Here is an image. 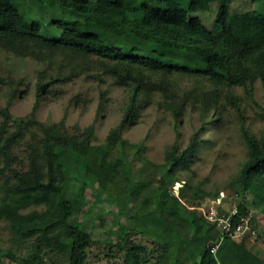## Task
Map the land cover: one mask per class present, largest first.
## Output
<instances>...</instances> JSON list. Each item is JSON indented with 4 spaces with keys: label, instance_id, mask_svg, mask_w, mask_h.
<instances>
[{
    "label": "trees",
    "instance_id": "1",
    "mask_svg": "<svg viewBox=\"0 0 264 264\" xmlns=\"http://www.w3.org/2000/svg\"><path fill=\"white\" fill-rule=\"evenodd\" d=\"M214 1L218 8V28L212 30L197 12L208 10ZM233 1L188 0V5L184 6V0H0L1 47L19 54L40 55L42 49L67 48L84 55H96L107 61L106 68L119 83H134L123 119L100 144L91 141L92 127L81 135L70 134L57 123L37 119L35 114L15 116L8 105L1 110L0 229L7 230L12 246L5 251L0 246V261L5 255L17 260V250L34 240L32 251L20 257V264H43L42 253L55 248L66 252L68 264H87L92 235L76 216L87 202L86 189L91 187L96 199L100 198L97 191L107 193L112 204L116 203L121 209L137 199L141 190L147 193L149 184L132 188L138 175L124 160L130 152L138 155L142 149L124 138L122 130L142 111L146 101L140 92L150 86V81L144 80L142 73H136L134 66L164 74L200 75L214 89L235 84L245 86L250 92L249 85L252 86L256 78L264 87V0H253L258 5L245 11L233 8ZM183 52L194 56L206 53L207 58H185ZM197 93L206 98L207 93ZM183 103V100L173 103L176 120L180 118ZM262 115L264 117V110ZM241 128L248 158L231 184H241L245 193L259 195V206L264 214V133L258 136L244 124ZM201 142L197 130L186 147L168 152L165 166L172 184L177 180L176 170L193 159ZM58 147L72 149L83 159L85 175L76 190H71L70 185L77 179L57 157ZM101 149L109 155H118L113 163L117 171L128 178L124 186L120 185L123 190L115 191L112 181L106 187L93 182ZM116 180L118 175L114 184L119 185ZM191 187L185 181L179 194L168 188L162 195L152 190L155 192L154 209L171 223L167 234L174 242L158 239L154 249L158 253L157 261L150 264H171L170 258H173L172 264H231L237 260V242L228 233L195 254L190 237L183 234L182 221L188 224V234L196 230L205 234L211 230L221 238L222 233L200 219L195 207L190 208L188 202L194 198L186 191ZM228 196L229 191L225 198ZM147 197L148 194L144 201L150 200ZM40 205L44 208H37ZM62 205L70 212L64 213ZM31 206L34 208L27 210ZM246 211L245 202H241L232 216V225L235 226ZM128 233L123 231L121 237H128ZM1 238L0 232V241ZM175 242L178 248L172 256L171 247ZM216 244L218 247L213 251ZM118 246L124 247L120 241ZM145 251L146 245L132 243L124 264H148L150 260ZM248 263L264 264V258L254 252Z\"/></svg>",
    "mask_w": 264,
    "mask_h": 264
},
{
    "label": "rangeland",
    "instance_id": "2",
    "mask_svg": "<svg viewBox=\"0 0 264 264\" xmlns=\"http://www.w3.org/2000/svg\"><path fill=\"white\" fill-rule=\"evenodd\" d=\"M183 5L187 6L188 0H184ZM257 5L253 0L232 2V7L238 11ZM217 10L214 1L208 10L197 12L212 30L218 28ZM182 55L192 59L207 58L206 53L194 56L183 52ZM105 62L99 56L84 55L67 48L42 49L40 55H36L19 54L0 46V120L1 110L8 105L15 116L30 117L35 114L37 119L57 123L70 134L81 135L92 127V143L105 142L110 130L123 119L134 91V83H119L115 75L108 71ZM134 71L142 73L144 80L150 81V86L140 92L146 101L142 111L122 130L124 138L142 146L141 155L129 151L124 160L138 175L132 188L149 184V190L147 193L141 190L137 199L133 198L121 209L116 203L112 204L107 193L97 191L100 198L96 199L93 189H86L87 202L76 216L92 235L87 264H124L127 249L132 243L147 246L144 253L149 256L148 264L157 261L158 253L154 249L158 239L174 240L167 234L171 223L154 209L155 192L152 190H158L157 193L162 195L163 190L168 188L179 194L180 186L185 181L192 186L186 192L194 198L188 205L195 207L200 219L213 224L222 233L221 236L227 231L226 220L231 222L233 214L239 210V204L245 202L247 211L240 219L245 231L234 233L238 258L233 264H249L248 258L254 252L264 258V214L259 206L260 196L245 193L241 184H231L248 158L242 124L258 136L264 133L262 81L256 78L253 85H249L251 91L248 92L245 86L235 84L214 89L200 75L178 72L164 74L143 66H134ZM197 92L207 93L206 98L203 99L198 95L201 93ZM182 100L183 109L176 120L173 103ZM197 130L202 140L198 152L190 162L176 170L174 176L177 180L172 184L165 166L167 154L173 148L179 151L186 147ZM19 153L23 151L19 150ZM56 155L75 175L77 180L72 182L70 188L76 190L85 175L82 157L74 150L62 147L56 149ZM117 156L116 153L109 155L105 149L100 150L92 177L96 186L106 187L112 181L115 191L123 190L121 186L128 178L117 171L113 163ZM117 175L119 185L114 184ZM228 191L229 196L225 198ZM146 194L149 201H144ZM33 208L31 206L27 210ZM37 208H44V205ZM61 209L64 213L70 212L66 205H62ZM180 226L183 234L190 237L195 254L208 243L221 239L211 230L205 234L198 230L188 234V224L183 221ZM0 230V246L5 251L12 244L7 230L3 227ZM123 231L129 232L124 239L121 237ZM33 241H27L17 250V260L5 255L0 264H20V257L32 251ZM119 241L123 248L118 246ZM177 248L178 243H173L172 256ZM41 257L43 264H68L66 252L59 248L47 249ZM172 260H169L171 264Z\"/></svg>",
    "mask_w": 264,
    "mask_h": 264
},
{
    "label": "built area",
    "instance_id": "3",
    "mask_svg": "<svg viewBox=\"0 0 264 264\" xmlns=\"http://www.w3.org/2000/svg\"><path fill=\"white\" fill-rule=\"evenodd\" d=\"M226 223H227V231L224 234L228 233L230 236L234 237V233L239 234L245 231L244 230L245 226H243L242 220H240L235 226L232 225V221L228 222V220H226ZM231 228H233L232 231H230ZM222 238L223 236H221V239ZM217 247L218 244H216V246L213 248V251H216Z\"/></svg>",
    "mask_w": 264,
    "mask_h": 264
},
{
    "label": "crops",
    "instance_id": "4",
    "mask_svg": "<svg viewBox=\"0 0 264 264\" xmlns=\"http://www.w3.org/2000/svg\"><path fill=\"white\" fill-rule=\"evenodd\" d=\"M234 263V262H233ZM233 263H231V264H233ZM235 264H236V262H235Z\"/></svg>",
    "mask_w": 264,
    "mask_h": 264
}]
</instances>
